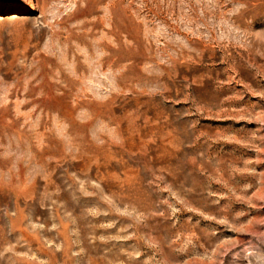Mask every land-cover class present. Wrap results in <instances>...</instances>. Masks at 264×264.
Listing matches in <instances>:
<instances>
[{"label":"rangeland","instance_id":"rangeland-1","mask_svg":"<svg viewBox=\"0 0 264 264\" xmlns=\"http://www.w3.org/2000/svg\"><path fill=\"white\" fill-rule=\"evenodd\" d=\"M0 264H264V0H0Z\"/></svg>","mask_w":264,"mask_h":264},{"label":"crops","instance_id":"crops-1","mask_svg":"<svg viewBox=\"0 0 264 264\" xmlns=\"http://www.w3.org/2000/svg\"><path fill=\"white\" fill-rule=\"evenodd\" d=\"M117 14V15H116ZM126 15L124 12L111 10L107 7L105 15L102 16L103 25H106V31H103L108 42L107 51L108 58L106 63L103 65L102 71H100V79L102 88L107 91H118L120 83L124 82L125 75L130 73L131 68L134 66L132 60L126 61L125 57L120 53L121 50L132 49V34L127 30L126 25L132 27L135 23L128 17L126 22ZM86 18L83 20L84 26H78L80 32L85 35L90 31L86 25ZM73 67L66 72H73ZM77 73V70H76ZM78 74V73H77Z\"/></svg>","mask_w":264,"mask_h":264}]
</instances>
